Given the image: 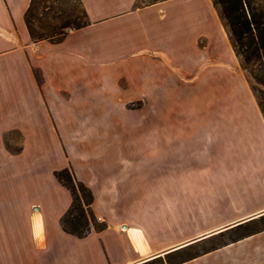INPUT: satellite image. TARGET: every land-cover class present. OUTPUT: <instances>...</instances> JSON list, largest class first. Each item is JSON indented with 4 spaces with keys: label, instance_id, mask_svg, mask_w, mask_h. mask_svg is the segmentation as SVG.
I'll list each match as a JSON object with an SVG mask.
<instances>
[{
    "label": "crops",
    "instance_id": "0c3cea01",
    "mask_svg": "<svg viewBox=\"0 0 264 264\" xmlns=\"http://www.w3.org/2000/svg\"><path fill=\"white\" fill-rule=\"evenodd\" d=\"M80 1L88 23L53 42L30 38L31 0H0V147L15 129L19 157L29 147L64 151L49 169L53 187L24 206L29 226L13 235L15 250L29 264H264L258 104H166L154 111L163 120L123 117L126 98L172 101L203 91L177 80L227 77L216 65L196 74L230 50L212 0ZM100 146L116 153H94ZM65 166L91 189L105 227L62 228L72 196L52 170ZM227 230L235 234L205 247Z\"/></svg>",
    "mask_w": 264,
    "mask_h": 264
},
{
    "label": "rangeland",
    "instance_id": "374dc122",
    "mask_svg": "<svg viewBox=\"0 0 264 264\" xmlns=\"http://www.w3.org/2000/svg\"><path fill=\"white\" fill-rule=\"evenodd\" d=\"M262 3L264 4V0H262ZM86 20L87 17L80 0H33L26 13V21L33 33V37L30 36V38L34 41L39 39L57 41L63 36V33ZM223 30L225 31L222 25V33H224ZM228 42L230 50L227 53L221 50L220 56H207L203 66H200L196 73L198 74L201 70L216 65L220 67V72L226 74L227 77L221 75L220 79H223L219 83H214V85L211 82L210 86L206 82L198 83L195 76L192 77L191 75L187 76L186 79L177 80L172 83L174 87L180 86L181 89L189 91L198 88L203 91L195 95L185 94L172 101L162 97L153 99V101L143 97L126 98L123 104L124 120L139 121L141 123L155 120V118L156 120H163L164 115L155 114L154 111L159 106H165L166 104L193 105L195 103L202 106L217 105L223 108L229 105L237 107L250 106L252 101V104L256 102L258 106L259 102L264 103V84L257 82L250 75L247 68L240 64L230 41ZM35 73L39 75L37 70H35ZM216 79H218V76ZM216 90L220 92L219 96H216L218 93ZM4 139L6 143L3 147H0V264H29L26 262L25 253L19 247L15 250V246L19 245L20 242L13 241L12 237L14 234L25 231L29 226L22 223L23 219L26 218L24 217L26 212L24 206L28 204V201L37 198L42 189L53 187L50 181L51 170L49 169L59 160L61 154H64V151L62 148L59 155L60 152L58 153L57 147L46 146L41 147L43 151L36 153L35 147H29L31 151L24 154V157H19L18 153L22 148L20 132L15 129L8 130L4 134ZM92 148L94 153H116V147L100 146ZM62 176L67 183H70L69 176L66 173H63ZM76 193L83 200L88 198L87 191L79 186H76ZM79 202V200L75 202L72 215L66 221L67 226L74 227L80 224L91 229L105 223V221L98 219L94 213L95 219H90L88 207L83 206L84 211H82ZM234 234L235 232L229 230L224 231L219 234L217 240L208 243L205 247L218 244L231 238ZM10 246H13V250L6 251ZM144 264H163V260L157 258Z\"/></svg>",
    "mask_w": 264,
    "mask_h": 264
},
{
    "label": "trees",
    "instance_id": "16d2710c",
    "mask_svg": "<svg viewBox=\"0 0 264 264\" xmlns=\"http://www.w3.org/2000/svg\"><path fill=\"white\" fill-rule=\"evenodd\" d=\"M32 1L33 0H31L26 13L32 4ZM212 2L240 64L247 68L250 75L257 82L264 84V4L262 3V0H212ZM87 23L88 18L85 22L75 26V28ZM26 24L28 26L27 21ZM28 30L30 36L33 37V33L29 29V26ZM65 34L66 32L63 33V36ZM61 38L57 40H60ZM259 107L264 114V103L259 102ZM63 173H66L69 176L70 183H67L64 180L62 176ZM53 174L60 183L69 189L72 196V201L69 207L61 216L62 228L77 236L87 234L90 231L88 226L83 227L78 224L77 226L69 227L67 226L66 221L68 217L72 215V208L77 200L80 201L81 210L84 211L83 206L88 207L89 218L95 219L91 209V203L93 201L92 191L84 182L76 178L74 172L69 166L54 169ZM76 186L87 191L88 198L86 200H83L81 196L79 198L76 193ZM105 225L106 224L104 223L100 226L94 227L96 229H101Z\"/></svg>",
    "mask_w": 264,
    "mask_h": 264
}]
</instances>
